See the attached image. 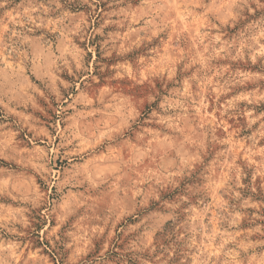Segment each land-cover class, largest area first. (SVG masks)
Listing matches in <instances>:
<instances>
[{
  "label": "clouds",
  "instance_id": "9594fccd",
  "mask_svg": "<svg viewBox=\"0 0 264 264\" xmlns=\"http://www.w3.org/2000/svg\"><path fill=\"white\" fill-rule=\"evenodd\" d=\"M0 264H264V0H0Z\"/></svg>",
  "mask_w": 264,
  "mask_h": 264
}]
</instances>
